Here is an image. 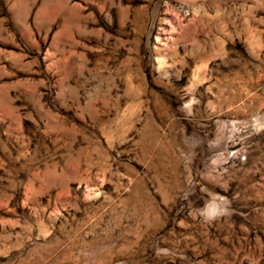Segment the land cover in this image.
<instances>
[{
  "label": "rangeland",
  "instance_id": "obj_1",
  "mask_svg": "<svg viewBox=\"0 0 264 264\" xmlns=\"http://www.w3.org/2000/svg\"><path fill=\"white\" fill-rule=\"evenodd\" d=\"M0 264H264V0H0Z\"/></svg>",
  "mask_w": 264,
  "mask_h": 264
}]
</instances>
